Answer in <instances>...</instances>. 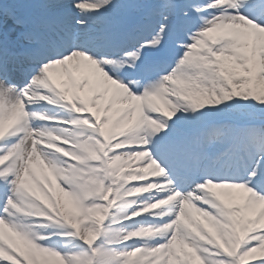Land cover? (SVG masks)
Here are the masks:
<instances>
[{
    "label": "snow or ice",
    "instance_id": "6c2138e0",
    "mask_svg": "<svg viewBox=\"0 0 264 264\" xmlns=\"http://www.w3.org/2000/svg\"><path fill=\"white\" fill-rule=\"evenodd\" d=\"M0 264H264V0H0Z\"/></svg>",
    "mask_w": 264,
    "mask_h": 264
}]
</instances>
